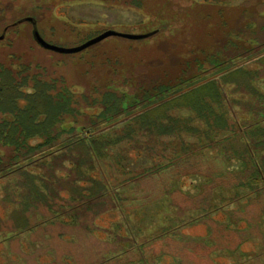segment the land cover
I'll return each instance as SVG.
<instances>
[{"label":"trees","instance_id":"trees-1","mask_svg":"<svg viewBox=\"0 0 264 264\" xmlns=\"http://www.w3.org/2000/svg\"><path fill=\"white\" fill-rule=\"evenodd\" d=\"M118 1L146 17L171 6L188 16L196 14L193 26L208 24L201 37L207 45L188 44L190 56L173 81L167 74L160 79L134 69L119 78L120 71L112 69V76V65L103 64L109 72L100 81L92 67L79 70L77 61L69 65L61 54L38 47L34 31L43 35L42 14L48 21L53 13L52 8L40 12L46 0H0V43L9 39L4 44L8 51L0 52V201L5 208L0 215V264H119L129 253L140 264H159L162 255L147 253L151 243L179 251L174 254L180 264H196L194 258L202 256L209 261L218 246L238 253L240 264H264V0H243L231 26L225 0L197 2L188 11L175 7L177 0ZM214 5L215 12L207 10ZM194 7L205 10L198 13ZM159 24L142 39L157 38L164 30ZM175 43L171 36L164 40V49L159 44L161 57L172 54ZM161 59L147 65L154 70ZM203 85L209 86L208 92L198 91ZM190 93L186 102L175 103ZM131 151H139L140 165L120 171ZM149 152L154 160L141 163V157L151 159L144 155ZM232 161H237L233 169ZM190 172L204 173L211 181L194 197L176 189L200 208L191 221H212L228 204L238 205L228 222H213L210 237L198 244L174 236L177 228L170 226L148 238H138L131 228L130 236H124L121 227L130 226L124 221L112 230L103 228L112 238L96 239L98 216L110 207L124 210L125 199L136 194L121 193L120 187L156 180L169 191ZM233 216H241L248 228L235 231L240 242L229 243V233L223 241L230 245H222L219 236L230 232ZM49 224H58L54 234L35 235L39 225ZM64 227L72 228L78 239L74 235L67 240ZM250 237L259 239L260 250L242 252L240 243Z\"/></svg>","mask_w":264,"mask_h":264},{"label":"rangeland","instance_id":"rangeland-1","mask_svg":"<svg viewBox=\"0 0 264 264\" xmlns=\"http://www.w3.org/2000/svg\"><path fill=\"white\" fill-rule=\"evenodd\" d=\"M204 1L205 0H177L175 1L176 6H174H184V10L188 11L189 9H192L193 4L197 5V2ZM242 1L243 0H230L228 3L225 0V3L222 2L225 4L224 13L228 26H231L234 19L238 16L237 12ZM190 3L191 7L189 6ZM41 5L39 6H41V10H43L40 12H44V10L49 11L51 8L53 10L52 17L48 21L46 20L47 18L44 17L45 15L42 14L41 19L44 20L40 21V27L44 38L52 44L63 47L79 46L88 39L97 36L108 29L130 34H146V32L160 26L161 24H159V21L162 23L164 30H162L161 34L159 33L160 35L157 36V38L149 37L145 39L141 38L128 40L113 36L101 41L93 47H90L86 51L80 52L79 55L71 57L62 56V59H65L69 65H71L69 61H77L79 70L83 69L85 66L92 67L93 73L101 79L100 81H104L106 73L109 72L105 66L109 68V65H112L110 69L112 76L114 75V70L112 69L120 71L116 76L119 78L128 70L134 69L136 73L144 72L149 75L158 74L151 76L159 77L160 79H163L164 74H167L168 76L166 79L173 81V78L181 72L182 62L190 56L188 54L190 45L188 44L191 42L196 44L197 41H200V43L198 42L200 45H207V42H201V40H203L201 37L205 28L208 29V24L202 21L193 26L196 14L188 16L184 12H178L177 9H173L172 6L166 9V11H162L155 16L149 14L146 17L142 10L121 4L118 0L113 2L110 0H46V3L44 2V5ZM216 7V5L208 6L207 10L209 9L211 12H215ZM196 8L194 7L193 10L198 13H202V10H205V8ZM35 14H38V12ZM256 16L259 18L258 15ZM143 17H145L146 20L142 21ZM170 28L171 31L169 30ZM171 36L175 39L176 48L173 50L171 49L173 51L172 54H167V56L165 55L166 57H161L160 53L162 51L159 48L164 49V40ZM14 38L18 39L16 36ZM8 41L9 39L7 38L2 40L0 43V52H5L6 50L8 51V47L6 46L8 45ZM159 44H161L160 47ZM167 51H170V49H167ZM152 59H161L160 62H155V64L160 63L161 66L155 68L154 70L150 69L151 66L147 65V62ZM180 62L181 64L177 65V63ZM102 64L105 66H102ZM74 73H76V70L72 72V74ZM73 79L75 80L74 77ZM208 89V85H203L198 89V91L206 93L208 92ZM192 94L194 93H190L188 96H179L175 103L186 102L192 97ZM129 154V159L121 161V166L118 167L120 171L123 169H135L140 165L137 161L138 159H136L139 151H131ZM144 155H147V157L151 159L146 157L143 159L141 157V163L150 164L155 158V156L150 152L146 154L144 153ZM155 160H161V158L156 157ZM236 165L237 161H232L229 164V167L233 169ZM34 170L39 172V169ZM200 170H202V172H206L208 168L205 167ZM210 182L211 181L206 175H204V173L190 172L176 180L175 184L170 187L169 191L160 188V185L158 184L159 182L156 180L144 181L142 184L129 183L128 185L122 186L119 189L121 193L136 194L125 199L124 210H120L117 207H110V209H107L103 214L98 216L97 225L100 228L95 233V237L96 239L102 240L112 238L108 235V233L103 231V228L112 230L117 224H122V222L126 221L127 223H130V226L125 225L124 227H121L120 230V234L124 236H130L132 232V234L137 235L138 238L146 237L152 232L154 235L155 232L161 228L170 226L177 228L176 231H173L174 234L177 233V235H174L176 237L183 235L193 241L208 238L215 230L213 222L220 224L228 222V220L231 219L230 211H236L238 209V205L228 204L225 209L217 211L213 214L212 221L203 218L191 221V219L198 216V210H200V208L191 204L193 201L192 198L189 199L181 197L180 194L177 193L179 191L176 189L178 188L183 191L184 194L186 193L189 194V196L194 197V194L201 193L200 191L202 188L211 185ZM3 185L4 180H1L0 199L3 195ZM173 188H175L174 193L176 195L174 200L172 197L174 193H172L173 195L170 194V191H172ZM170 195L171 197L168 198L167 196ZM170 198H172V203L170 202ZM1 203L2 202L0 201V215L4 216L5 208ZM189 205L192 206L188 207ZM252 211V215L257 212L256 208H253ZM249 214H251L250 211ZM249 214L248 217H250ZM233 218H235L236 223L232 225L231 228L234 229V231L231 229L227 234H221L219 236L220 241L226 239L230 233L231 238L228 239V242L238 243L241 238L238 234L236 235L235 231L248 228L247 222L240 220L241 216H233ZM129 228L132 229L131 232ZM61 230L67 240H73L72 237L74 235L76 236L72 228L64 227ZM252 234H255V230H253ZM76 238L78 239V236H76ZM75 241L77 242V240ZM228 242L223 241L221 244L225 245V243H227L230 245ZM69 245L65 243L63 244V246L70 248ZM151 245L152 243L147 246V253L152 255H162L160 257L159 264H180L178 258L176 257L177 254H179V251H173L172 248L170 249L165 246L159 248ZM261 245L262 243L259 242L258 238L250 237L247 241L242 244L240 243L239 247L242 252L252 253L260 250L259 247ZM218 248L219 249L212 254L213 259H210L209 261H205V258H203L204 256L201 258L193 257L196 264H212L211 262H214L213 264H240L239 262L242 260V257L238 253L229 254L227 249L219 246ZM75 249H77V247H75ZM156 249L158 250V253H156ZM174 253H177L176 256ZM137 257L138 256L136 254L129 253L123 256L122 259H119L120 262L118 261L117 263L140 264ZM46 258L47 260L51 259V257ZM0 262H2V260H0Z\"/></svg>","mask_w":264,"mask_h":264},{"label":"water","instance_id":"water-1","mask_svg":"<svg viewBox=\"0 0 264 264\" xmlns=\"http://www.w3.org/2000/svg\"><path fill=\"white\" fill-rule=\"evenodd\" d=\"M35 36L38 40V42L49 49L58 51V52H65V53H72V52H78L81 50H84L94 44H97L101 41H103L104 39L111 37V36H117V37H123L126 39H141L144 38L146 36V34H130V33H123V32H119V31H115L112 29H108L105 30L104 32L98 34L97 36H94L90 39H88L87 41L83 42L81 45L76 46V47H63V46H58L55 44H52L48 41H46L40 34L38 31H35Z\"/></svg>","mask_w":264,"mask_h":264},{"label":"flooded vegetation","instance_id":"flooded-vegetation-1","mask_svg":"<svg viewBox=\"0 0 264 264\" xmlns=\"http://www.w3.org/2000/svg\"><path fill=\"white\" fill-rule=\"evenodd\" d=\"M35 31H38V30H35ZM35 31H34V38H35V40H36V42L38 43V47H40L42 50H44V51H46V52H49V51H51V52H55V53H58V54H61L63 57L64 56H76V55H79L80 54V52H83V51H85L86 49H89L90 47H93V46H95L96 44H94V45H92V46H90V47H88V48H86V49H84V50H81V51H78V52H72V53H65V52H58V51H55V50H52V49H49V48H46V47H44V46H42L39 42H38V40H37V38H36V36H35ZM39 32V31H38ZM39 34L44 38V35H42L40 32H39ZM111 37H113V36H111ZM109 38V37H108ZM121 38H123V37H121ZM45 39V38H44ZM107 39V38H106ZM46 40V39H45ZM105 40V39H104ZM47 41V40H46ZM49 42V41H48ZM98 44V43H97ZM38 210L39 211H42L43 213H46V208L44 207V206H40L39 208H38ZM54 226H58V224H55V225H53V224H49V225H45V226H42V225H39V229L40 230H37L36 231V233H35V235L36 236H38L39 234L44 238V236H43V233H45V232H50L51 234H54V232L52 231V229H53V227ZM197 243L198 244H200L201 242L200 241H197Z\"/></svg>","mask_w":264,"mask_h":264}]
</instances>
